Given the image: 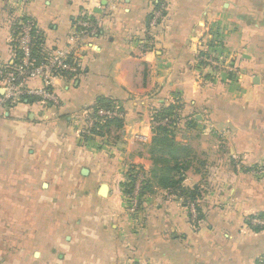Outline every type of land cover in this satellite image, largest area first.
I'll return each mask as SVG.
<instances>
[{
	"label": "crops",
	"instance_id": "1",
	"mask_svg": "<svg viewBox=\"0 0 264 264\" xmlns=\"http://www.w3.org/2000/svg\"><path fill=\"white\" fill-rule=\"evenodd\" d=\"M86 15L98 29L73 47L78 72L54 79L57 106L15 103L0 78V264H262L264 229L246 219L264 216V178L230 157L264 165V0H0V65L19 20L48 57ZM99 101L120 121L88 139L82 111ZM161 157L215 202L199 224L160 183ZM133 171L149 182L136 214Z\"/></svg>",
	"mask_w": 264,
	"mask_h": 264
},
{
	"label": "built area",
	"instance_id": "2",
	"mask_svg": "<svg viewBox=\"0 0 264 264\" xmlns=\"http://www.w3.org/2000/svg\"><path fill=\"white\" fill-rule=\"evenodd\" d=\"M164 9L165 6L163 5L161 9L154 13L149 23L150 31L158 25V19L163 17ZM34 28L35 23L31 19L25 18L18 21L15 38L16 44L13 51L14 63L0 65V78L4 84L6 96L15 103L22 102L26 98L37 97L42 104L51 102L57 106L59 99L53 87L54 79L65 73L75 74L78 72L77 64L70 60L73 47H78L82 42V38L88 33L96 32L98 27L90 15L80 17L73 27L72 38L75 40L74 43L76 45H71L64 50L57 49L42 60H38L34 55V39L36 37L34 35ZM33 79H41L43 85L37 87L30 85ZM120 115L119 106L112 108L100 107L96 111L86 107L82 111V118L85 122L82 131L93 137L95 135L91 131L99 119L104 121ZM136 178L138 182H135L133 189L127 195L130 204L129 210L133 214L139 211L144 200L141 192L143 186V182L141 181L143 178L142 173L139 172ZM192 210H194L192 221L195 222L198 211L197 209ZM246 221L254 227L264 229V216H248ZM262 264H264V258L262 259Z\"/></svg>",
	"mask_w": 264,
	"mask_h": 264
},
{
	"label": "trees",
	"instance_id": "3",
	"mask_svg": "<svg viewBox=\"0 0 264 264\" xmlns=\"http://www.w3.org/2000/svg\"><path fill=\"white\" fill-rule=\"evenodd\" d=\"M34 34H35V28H34ZM35 47H34V55L38 58V60H42L46 57L45 54L41 53V51L39 50V47H40V40L39 38H37V36L35 37ZM30 100H37L38 98L37 97H31L29 98ZM100 107H105V108H112V107H115V105H113L111 102H107V101H99L97 102L95 105H93L92 107H90L91 110L93 111H96L98 110ZM164 118V117H162ZM119 119H117V117L115 118H110V119H106L104 121L102 120H98L94 127L92 128V134L94 135H97V136H104V131L105 129L108 128V126H111L115 123L118 122ZM120 121V120H119ZM92 136L90 135H85V138H90ZM160 161V160H159ZM161 163L163 164V169H162V173L159 175V179H160V183L165 185V186H174L175 188H178L177 189H180L181 193H184L186 194V199H191L193 201H197V198L201 196V190L199 187H194V188H186L184 186H182V184H180V181L181 179H177V180H173L174 177L171 176V172L173 169H179L178 172L180 173V168L181 166H179L177 163L175 162H170L167 160H164V157H161ZM137 174L138 172L136 171H133L131 172V178H132V181L130 184H128L127 186V190L128 192H130L133 187H134V184H135V180H136V177H137ZM149 187V182H144L143 183V186H142V195L144 196V191L146 192L147 188ZM189 203V202H188ZM186 202V204H188ZM198 214H197V219L195 221L196 224H199L201 222L202 219H204L205 217V213L204 211L202 210V208L199 207L198 205Z\"/></svg>",
	"mask_w": 264,
	"mask_h": 264
},
{
	"label": "rangeland",
	"instance_id": "4",
	"mask_svg": "<svg viewBox=\"0 0 264 264\" xmlns=\"http://www.w3.org/2000/svg\"><path fill=\"white\" fill-rule=\"evenodd\" d=\"M233 159L235 160V164L233 163ZM230 161L232 162L231 163V169H232L233 173H237V174H240L241 173V174H243V173H247V172H252L255 175H257L258 177L264 178V165H260V166L254 167V169L251 168V171H249L247 169V166H245L244 164H242V162L239 160V157L238 156H235V158H233L231 156L230 157ZM224 184L226 186L223 188V190L226 191V190H228V187H227L228 183H224ZM127 200H128V198H127ZM184 202H187V203L189 202L186 205H188V208H189V211H190L191 221L193 220V217H194V212H193L194 210H192V209H197L198 210V205H199V207L202 208V210H204L205 207H207V205L212 204V203L213 204L215 203L214 201L213 202L212 201L211 202H208L207 200H205V197L204 196L203 197L202 196L198 197L197 198V201L196 200L193 201V200H191L189 198V199H185ZM127 204H128L127 205L128 208H129V206H130L129 201H128ZM183 204L184 203L182 201V205Z\"/></svg>",
	"mask_w": 264,
	"mask_h": 264
},
{
	"label": "water",
	"instance_id": "5",
	"mask_svg": "<svg viewBox=\"0 0 264 264\" xmlns=\"http://www.w3.org/2000/svg\"><path fill=\"white\" fill-rule=\"evenodd\" d=\"M258 79H259V77L256 76V77H255V81L257 82ZM107 189H108L107 184H103V185H102V188H101V192H102L103 195L106 194Z\"/></svg>",
	"mask_w": 264,
	"mask_h": 264
}]
</instances>
